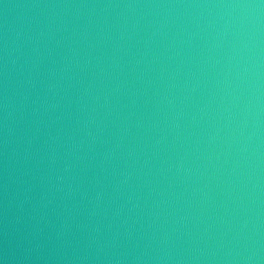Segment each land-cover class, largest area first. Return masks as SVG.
<instances>
[{
  "label": "water",
  "instance_id": "1",
  "mask_svg": "<svg viewBox=\"0 0 264 264\" xmlns=\"http://www.w3.org/2000/svg\"><path fill=\"white\" fill-rule=\"evenodd\" d=\"M0 264H264V0H0Z\"/></svg>",
  "mask_w": 264,
  "mask_h": 264
}]
</instances>
